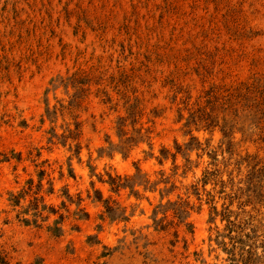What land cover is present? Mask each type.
Masks as SVG:
<instances>
[{
    "label": "rangeland",
    "instance_id": "1",
    "mask_svg": "<svg viewBox=\"0 0 264 264\" xmlns=\"http://www.w3.org/2000/svg\"><path fill=\"white\" fill-rule=\"evenodd\" d=\"M0 264H264V0H0Z\"/></svg>",
    "mask_w": 264,
    "mask_h": 264
}]
</instances>
